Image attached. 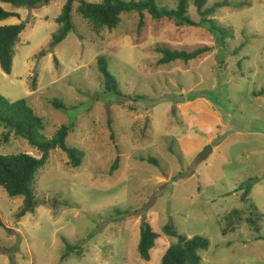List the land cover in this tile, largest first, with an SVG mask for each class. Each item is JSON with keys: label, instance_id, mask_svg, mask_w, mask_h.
<instances>
[{"label": "rangeland", "instance_id": "1", "mask_svg": "<svg viewBox=\"0 0 264 264\" xmlns=\"http://www.w3.org/2000/svg\"><path fill=\"white\" fill-rule=\"evenodd\" d=\"M216 1L222 0L206 5ZM65 2L29 7L0 1L18 13L0 25H26L11 73L0 66V93L26 99L44 118L46 137L73 123L67 143L84 152L79 167L69 166L60 148L50 152L36 176L40 201L32 213L18 217L23 197L0 186V264H162L177 241L163 231L167 224L179 234L208 238L199 264H264V218L259 233L245 221L247 208L264 214V0H228L216 11L217 23L230 32L224 50L204 26H177L149 14L142 26L134 12L123 14L114 31L96 30L76 11L78 2L75 30L52 46ZM177 3L162 2L168 8ZM187 13L199 21L193 0ZM161 45L213 47L187 64H159L155 48ZM99 55L109 59L124 98L104 94ZM136 95L145 98L132 102ZM54 99L64 108L54 107ZM14 152L40 156L13 133L0 141V153ZM250 178L251 192L242 201L239 186ZM234 209L246 216L223 235ZM144 220L160 234L149 261L138 252ZM67 244L75 249L64 259Z\"/></svg>", "mask_w": 264, "mask_h": 264}, {"label": "trees", "instance_id": "2", "mask_svg": "<svg viewBox=\"0 0 264 264\" xmlns=\"http://www.w3.org/2000/svg\"><path fill=\"white\" fill-rule=\"evenodd\" d=\"M12 5H27L29 7H38L47 5L51 0H0ZM189 0H178L175 8H168L162 4L163 0H100L99 2H90L88 0H66L60 14L56 17L59 24L57 31L52 35L50 44L52 46L63 41L69 32L75 30L73 21L74 3L79 5L76 11L82 17L87 19L96 30L107 29L114 31L119 27L122 21V15L128 13H138L142 26L145 22V15L149 14L155 20L166 19L172 21L177 26H195L206 27L213 35L216 47L221 50L226 49L227 38L230 37L229 29L222 24H218L214 15L216 11L224 6H229L228 0L216 1L212 5H206L208 0H193V4L200 17L199 21L193 20L188 12ZM11 16H18V13L8 11L0 5V21ZM25 23L0 25V66L5 73H11L13 60L15 56V45L19 40L20 33L25 29ZM78 32V31H77ZM213 47V46H212ZM211 46H202L194 50L172 49L168 46H157L155 50L161 54L158 60L159 64H169L175 61L189 63L200 57ZM237 51V50H236ZM225 58V54L223 55ZM109 59L105 55H99L97 67L103 78L104 94H113L115 97L124 98L125 95L119 87V81L109 69ZM35 88V77L32 83ZM142 95L131 96L129 99L136 102L144 99ZM52 105L56 108H64L54 99ZM112 120L109 119L110 124ZM0 126L4 130L1 132L0 141L8 142L14 133L27 140V142L38 149L40 156H35L26 152L0 153V186H2L9 196H22L23 204L17 213L22 217L27 213L35 211L39 204V198L35 196L34 183L41 167L49 159L50 152L60 148L68 158V165L79 167L81 165L84 152L67 143V137L74 124H62L51 137H46L43 133L45 129L44 118L38 115L26 99L21 98L11 101L0 93ZM114 135V134H112ZM147 161L157 164L156 158L147 157ZM118 158L112 165L111 172L118 169ZM253 178L249 182H243L239 189H244L241 195L242 201H246L252 189ZM248 215L240 209H234L226 218L228 223L226 227L221 228L223 235L235 231L237 226L245 217V221L252 230L259 233L262 229L264 214L256 211V206L249 209ZM0 225L2 222L0 219ZM165 234L177 237V241L172 242L165 250L162 256V264H199L202 260V251L208 248L209 240L202 235H193L188 237L179 234L171 224L164 226ZM160 234L156 232L151 224L144 220L140 226V237L138 242V252L140 257L149 261L151 259V250L156 246ZM261 239V238H260ZM75 247L67 244V252L64 259Z\"/></svg>", "mask_w": 264, "mask_h": 264}]
</instances>
